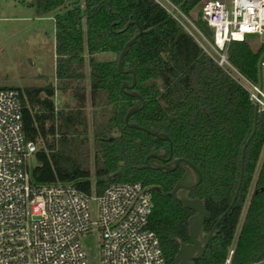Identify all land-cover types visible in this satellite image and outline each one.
Listing matches in <instances>:
<instances>
[{"label":"trees","instance_id":"obj_1","mask_svg":"<svg viewBox=\"0 0 264 264\" xmlns=\"http://www.w3.org/2000/svg\"><path fill=\"white\" fill-rule=\"evenodd\" d=\"M170 1L188 15L201 0ZM29 5L37 16L53 13L55 78L65 84L82 81L87 55L90 104L108 114L92 130L91 158L84 85L71 88L75 106L60 108L53 84L13 87L19 91L24 135L37 147L31 182L72 183L88 194H100L114 182L159 186L151 192L154 206L147 226L156 234L166 263L174 264L180 243L189 240L187 220L192 213L170 195L183 169L138 168L152 152L158 158L150 157L147 163L168 165L169 143L125 125L127 109L140 104L120 89L131 75L118 71L115 60H97L95 55L118 54L137 26L145 30L123 58L122 67L133 69L134 88L143 98L129 121L167 134L172 158L187 159L199 169L201 179L191 195L203 200L204 233L228 207L238 183L241 148L254 117L248 92L155 0H84L82 5L80 0H30ZM128 20L133 23L122 30ZM198 26L206 37L211 35L205 23ZM261 51L253 50L245 39L232 40L226 55L239 73L257 83ZM263 146L264 111H258L236 199L193 264L221 263L230 249L235 263L264 260V156L257 170Z\"/></svg>","mask_w":264,"mask_h":264},{"label":"built area","instance_id":"obj_2","mask_svg":"<svg viewBox=\"0 0 264 264\" xmlns=\"http://www.w3.org/2000/svg\"><path fill=\"white\" fill-rule=\"evenodd\" d=\"M155 1L190 35L203 37L179 5ZM201 19L214 32L210 45L217 55L206 52L229 74L230 69L237 73L238 78L232 76L246 89L249 100L264 111V59L260 87L259 81L239 73L226 55L230 41L244 40L248 34L264 36V0H203ZM21 117L19 91L1 87L0 264H89L81 235L93 225L99 230L100 264H167L156 234L147 226L154 206L149 187L114 182L100 194H88L72 183H32L29 158L37 147L26 139ZM91 200L98 206L96 221L90 219ZM232 253L230 249L217 264H240L232 261ZM245 264H264V260Z\"/></svg>","mask_w":264,"mask_h":264},{"label":"rangeland","instance_id":"obj_3","mask_svg":"<svg viewBox=\"0 0 264 264\" xmlns=\"http://www.w3.org/2000/svg\"><path fill=\"white\" fill-rule=\"evenodd\" d=\"M83 1L84 0H80L81 5ZM202 1L203 0H201L187 15L197 28H199L198 23L204 25L201 19ZM29 2L30 0H0V88L43 86L52 83L57 87L54 101L56 107L60 108L62 106H75L77 102L72 98L71 88L77 84L84 85L87 91L84 111L88 122L90 154L92 158V130L94 126L108 114L102 115L99 106H92L90 104L88 96V56H84L85 67L83 68V72L85 78L82 81L73 80L65 84L55 79V26L53 22V13L37 16L34 9L29 5ZM185 24L191 29L188 23L185 22ZM199 30L201 29L199 28ZM193 34L203 49L213 57H216L217 53L210 45L213 44L214 32L212 31L209 37H205L203 33V37L194 32ZM245 41L253 50L261 48L262 51L260 56L264 53V36L259 34H248L245 36ZM95 59L117 61V54L101 52L95 55ZM227 69L229 70V68ZM229 71H231L230 73H232L235 78L239 77L232 69ZM263 156L264 146L257 163V170ZM34 163V157L31 156L29 158V164L33 165ZM250 193L251 191L248 194L241 212L233 243L236 240L238 230L242 224ZM97 209L96 200H91L89 203V212L92 221L97 220ZM81 240L89 264H100L99 230L96 225H93L89 232L81 235Z\"/></svg>","mask_w":264,"mask_h":264},{"label":"water","instance_id":"obj_4","mask_svg":"<svg viewBox=\"0 0 264 264\" xmlns=\"http://www.w3.org/2000/svg\"><path fill=\"white\" fill-rule=\"evenodd\" d=\"M132 20H128L123 29L125 30L130 24H132ZM145 30L142 29L140 26H137V30L132 34V36L125 41V43L122 46V49L117 54V61H116V68L118 71L129 73L131 75V81L123 80L120 85V89L128 96L135 98L140 102V104H135L131 107H129L124 115V123L126 126L142 130L148 134H151L154 136L156 140H166L169 143L170 149H169V155L167 157V160H170L172 158L171 155V140L169 136L165 133H157L154 129H147L144 126H141L137 124L136 122L129 121L130 116L137 112L143 105V98L141 94L134 88L136 83L135 73L132 68H123V58L126 55V53L129 50V47L134 44L139 37ZM264 59V53L260 56L258 61V71H259V85L260 87L263 85V73H262V61ZM130 89V90H129ZM257 106L254 105V117H253V125L251 132L249 133L247 139L245 140L242 148H241V157H240V164H239V176H238V183L235 188L233 197L230 201V204L228 207L224 210V212L218 217V219L215 221V223L212 225L211 229L208 233H204L202 231V225L205 219V209H204V203L201 198L198 197H189V189L193 188L195 185H197L201 179V173L199 169L194 165L192 162H190L187 159L184 158H174L172 160V165H165L162 163H158L154 161L152 165L147 163L148 159L150 157H157L158 155L155 152H152L147 155L145 161L146 163L143 165H140L138 168H148L152 167L155 169H162L166 172L174 170L180 162H183V174L177 179L175 182L173 188L170 191V195L176 199L178 202L183 204L185 207L192 210L194 213L191 214L188 217V226H187V233L190 238V242L185 243L181 242L178 248V251L176 252L174 256V264H193V261L196 259H199L202 257L206 246L211 238V236L215 233V227L219 223V221L222 219V217L226 214L228 209L231 207V205L234 203L236 196L238 194L241 181H242V174H243V163H244V152L247 144L249 143L251 137L253 136L255 129H256V122H257ZM195 173H194V172ZM197 175V181L192 184L193 180L195 179V176ZM150 191L153 190H159V186H153L149 188Z\"/></svg>","mask_w":264,"mask_h":264},{"label":"flooded vegetation","instance_id":"obj_5","mask_svg":"<svg viewBox=\"0 0 264 264\" xmlns=\"http://www.w3.org/2000/svg\"><path fill=\"white\" fill-rule=\"evenodd\" d=\"M128 81V80H127ZM130 90V89H129ZM174 158H171L170 160H169V162L167 163L168 165H172V160H173ZM152 162H154V161H152ZM157 162V161H156ZM183 165H184V163L183 162H180L179 164H178V166H180L182 169H183ZM177 166V167H178ZM183 172H184V169H183ZM183 172H182V174H183ZM194 172V171H193ZM195 173V172H194ZM181 174V175H182ZM196 175V174H195ZM179 179V178H178ZM197 181V175L195 176V179L193 180V182H192V184L193 183H195ZM196 186V185H195ZM195 186L193 187V188H191V189H189V193H188V196L189 197H191V198H193V197H195V196H192L191 195V191H192V189H194L195 188ZM192 211V210H191ZM194 212L192 211V213L191 214H193ZM190 214V215H191ZM189 215V216H190ZM202 231H203V225H202ZM206 234V233H205ZM188 242H190V238H189V240L188 241H186L185 243H188Z\"/></svg>","mask_w":264,"mask_h":264},{"label":"crops","instance_id":"obj_6","mask_svg":"<svg viewBox=\"0 0 264 264\" xmlns=\"http://www.w3.org/2000/svg\"><path fill=\"white\" fill-rule=\"evenodd\" d=\"M53 22H54V19H53ZM54 38H55V31H54ZM55 43V42H54ZM54 51H55V45H54ZM55 55V53H54ZM56 79V78H55ZM49 84H52V83H49ZM57 92V91H56Z\"/></svg>","mask_w":264,"mask_h":264}]
</instances>
